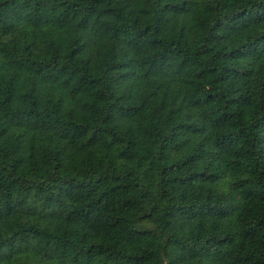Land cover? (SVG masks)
I'll return each mask as SVG.
<instances>
[{"label":"trees","instance_id":"1","mask_svg":"<svg viewBox=\"0 0 264 264\" xmlns=\"http://www.w3.org/2000/svg\"><path fill=\"white\" fill-rule=\"evenodd\" d=\"M0 264H264V0H0Z\"/></svg>","mask_w":264,"mask_h":264}]
</instances>
